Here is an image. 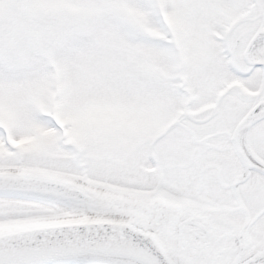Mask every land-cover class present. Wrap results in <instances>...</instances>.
Returning <instances> with one entry per match:
<instances>
[{
    "label": "snow or ice",
    "instance_id": "1",
    "mask_svg": "<svg viewBox=\"0 0 264 264\" xmlns=\"http://www.w3.org/2000/svg\"><path fill=\"white\" fill-rule=\"evenodd\" d=\"M0 264H264V0H0Z\"/></svg>",
    "mask_w": 264,
    "mask_h": 264
}]
</instances>
